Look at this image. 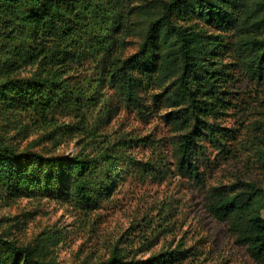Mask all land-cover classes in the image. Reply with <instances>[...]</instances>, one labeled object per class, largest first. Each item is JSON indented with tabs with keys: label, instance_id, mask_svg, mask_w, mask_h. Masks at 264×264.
Returning <instances> with one entry per match:
<instances>
[{
	"label": "trees",
	"instance_id": "16d2710c",
	"mask_svg": "<svg viewBox=\"0 0 264 264\" xmlns=\"http://www.w3.org/2000/svg\"><path fill=\"white\" fill-rule=\"evenodd\" d=\"M241 81L264 90V0H0V201L49 195L82 214L94 210L138 162L131 150L143 142L103 128L117 105L143 116L148 102L170 110L176 172L203 187L202 144L223 155L239 144L238 132L219 119L242 104L232 91ZM29 128L47 130L45 138L76 136L84 146L44 158L3 136ZM205 199L235 242L264 264V189L236 182ZM10 236L0 231V264H60L50 236L32 246ZM127 253L114 247L102 264L187 257L186 250L143 260Z\"/></svg>",
	"mask_w": 264,
	"mask_h": 264
},
{
	"label": "rangeland",
	"instance_id": "374dc122",
	"mask_svg": "<svg viewBox=\"0 0 264 264\" xmlns=\"http://www.w3.org/2000/svg\"><path fill=\"white\" fill-rule=\"evenodd\" d=\"M28 73V69L21 71V75ZM232 91L242 104L227 110L219 121L238 132L239 144L225 155L202 144L198 160L203 187L176 172L177 133L166 122L169 109L162 104L151 108L148 102L149 110L142 116L117 105L103 131L143 142L131 150L138 162L120 173L110 194L99 198L98 206L87 214L49 195L22 197L13 203L0 201V231L9 233L22 246L50 236L51 256L60 264L106 263L114 247L127 251L126 256L135 260L168 250H186L187 257L178 264H259L235 242L227 224L206 208L205 197L214 187L248 182L264 189V144L260 142L264 90L241 81ZM57 122L68 123L69 119L60 117ZM45 132L29 128L15 134L6 129L3 136L18 150L28 149L44 158L73 155L84 146L76 136L51 139L42 136ZM260 214L264 219V209Z\"/></svg>",
	"mask_w": 264,
	"mask_h": 264
}]
</instances>
